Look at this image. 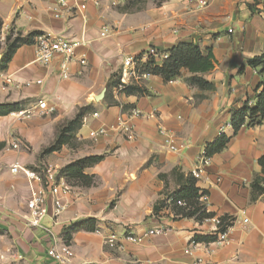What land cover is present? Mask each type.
I'll list each match as a JSON object with an SVG mask.
<instances>
[{"label": "crops", "instance_id": "0c3cea01", "mask_svg": "<svg viewBox=\"0 0 264 264\" xmlns=\"http://www.w3.org/2000/svg\"><path fill=\"white\" fill-rule=\"evenodd\" d=\"M75 1L81 0L69 4ZM208 1L203 10L194 0L160 5L145 0L131 10H123L127 0H99L97 7L88 1L84 11H65L57 19L49 9L53 0H0L1 59L7 30L23 38L39 32L84 44L75 50L67 79L60 76L58 58L47 66L39 64L33 45L18 47L0 72V104H25L23 111H29L45 100L54 109L29 118L0 117V264L19 259L23 264H58L47 256L51 242L44 230L30 228L24 220L27 181L10 167L16 162L32 171L51 168L60 176L72 162L94 156L102 160L84 174L94 176L95 185H72L61 215L42 222L60 244L71 247L73 256L66 264H192L196 259L264 264V171L259 164L264 159V119L258 126L243 127L222 152L209 157L205 175L212 182L219 177L218 186L195 180L196 188L208 194L207 213L229 223V244L212 246L210 256L199 248L188 250L193 237H212L214 224L180 217L171 204L181 186L179 176L190 175L207 144L221 134L232 136L231 111L247 101L254 105L261 79L248 62L264 53V0ZM178 44L211 53L213 68L201 77L212 89L190 86L189 73L182 71L174 82L149 75L131 85L144 89L145 95L114 93L124 58L143 63L150 48L166 53ZM80 108L85 111L75 145H63L41 158L42 149L55 141L57 128L73 120ZM131 109L155 114L133 121V140L111 131L93 139L99 128H109ZM158 126L172 130L187 146L180 153L166 151ZM15 141L18 150L10 149ZM159 227L166 233L142 244L123 242L121 250L104 241L110 234L138 235Z\"/></svg>", "mask_w": 264, "mask_h": 264}, {"label": "built area", "instance_id": "2783aa9c", "mask_svg": "<svg viewBox=\"0 0 264 264\" xmlns=\"http://www.w3.org/2000/svg\"><path fill=\"white\" fill-rule=\"evenodd\" d=\"M90 1L94 6H99V0H81L80 2H73L72 6L69 4V0H53V4L50 6V11L55 18H60L62 12H72L74 10L84 11L86 9V3ZM196 8L198 10H203L209 6L208 0H194ZM231 33V30H229ZM107 31L104 30L101 33L102 37H105ZM33 47L35 49L36 60L39 64L43 66L49 65L54 59L59 60V72L62 79H67L69 77V66L71 62L75 61V50L79 46L84 44L80 41H68L63 38L53 37L50 34L40 35L34 38ZM151 56L154 58L155 63L164 62L168 54L158 53L155 49L150 48L144 54L143 58ZM138 61L142 63V59L137 60L133 57L124 58L122 61L121 70L117 78L116 84L113 88L114 93H123L126 88L135 82L146 79L148 74H141L137 71ZM80 65H85L83 59L78 60ZM250 107L253 103L248 104ZM54 109L47 105L45 100H39L36 106L29 111H20L17 114L21 117L29 118L33 114L45 115L47 113L53 112ZM94 118L98 117L97 114L93 115ZM155 117L154 112L150 114H143L137 109H131L126 112L120 113L114 121L112 126L99 128L93 136L96 140L98 137L105 135L108 132H118L123 134V136L131 141L134 139V126L133 121L136 119H151ZM85 121V120H84ZM157 132L162 139V145L164 149L171 153H180L187 144L185 142H180L177 136L172 130L166 129L162 126H158ZM10 149L18 150L20 149V143L15 141L10 144ZM210 164V158L207 156L205 149H202L199 155L198 162L194 166L193 170L190 172V176L196 180H203L212 186H218L220 183V178L217 177L212 182L208 176L205 175V168ZM12 174L22 173L27 181L28 187V198L25 203L26 216L24 218L26 224L30 228H39L44 230L48 236V240L51 242L47 249V256L51 258L55 263L66 264L68 263L72 256V249L69 245L60 244L57 237L54 235L52 230L47 229L42 225V222L49 218L51 221L61 215L65 210L64 199L73 192V187L69 185L65 178L58 175V172L48 168L43 172L38 173L32 170L21 168L19 163H14L10 167ZM208 200V194L205 190H200L199 192V202L205 207ZM49 202H51V209L49 208ZM176 205L179 207H184L185 203L182 201H177ZM214 224L215 230L212 234V240L208 242H195L193 239L189 241L188 250L192 249H202L206 256H210L212 246H224L229 244L230 240L228 238L229 223L225 225L221 218H211L207 219ZM227 223V222H226ZM166 229L163 227L145 230L144 232L135 235L132 233H124L121 236L116 234H110L104 239L106 244L113 245L117 249L121 250L123 242H129L133 244H142L145 240L153 236H161L166 233ZM96 233L99 234L98 231ZM192 264H207L201 259H196Z\"/></svg>", "mask_w": 264, "mask_h": 264}, {"label": "trees", "instance_id": "16d2710c", "mask_svg": "<svg viewBox=\"0 0 264 264\" xmlns=\"http://www.w3.org/2000/svg\"><path fill=\"white\" fill-rule=\"evenodd\" d=\"M143 1L145 0H127L123 10H131L136 4ZM153 1L156 5H160L165 0ZM40 35L39 32H32L23 38L17 34V37L12 42V45L14 46L10 45V51H7L0 60V72L6 69L10 55L18 47L21 45H32L34 38ZM166 53L168 54V57L161 66H158L155 63L154 58L148 56L143 63L138 61L137 71L141 74L145 73L152 76H158L162 78L165 83L174 82L180 79L182 71H186L190 75L186 79V82L190 86H196L200 89H212V85L207 83L201 77V75L207 73L213 68L212 55L210 52H207L204 55L201 50L193 44H178L169 49ZM248 64L252 69L257 71L261 78L258 84L255 103L250 107L247 101L240 110L231 111L230 124L233 134L230 137L221 134L212 143L207 144L205 151L209 157L222 152L228 146L232 138L236 136L243 127L248 128L258 126L264 119V53L251 59ZM123 93L140 95L147 94L144 89L131 85L126 88ZM20 111H23V107L20 104H0V117L8 116ZM84 111L83 108L78 109L74 119L67 122V126L58 131L55 141L49 148H47V153L57 151L63 145L68 144V141L72 136L69 137L66 133H75L80 128L81 118ZM3 147L4 144L0 143V150ZM101 160L102 157L98 156L82 158L67 165L59 172V174L64 177L66 182L71 186L78 185L85 188L91 187L95 185V178L94 176L85 175L84 170L99 163ZM259 164L264 171V159H260ZM179 181L181 185L180 189L174 194L171 200L173 209L176 210V215L183 218H193L198 222L213 218V215L207 213L205 207L199 202L200 190L195 186L196 181L190 175H187L186 177L180 175ZM177 201L184 202L185 206H177ZM222 222L225 223V225H228L226 219L223 218ZM85 223L86 222L74 225L72 229H77ZM192 239L195 242H208L212 240V237L195 236Z\"/></svg>", "mask_w": 264, "mask_h": 264}, {"label": "rangeland", "instance_id": "374dc122", "mask_svg": "<svg viewBox=\"0 0 264 264\" xmlns=\"http://www.w3.org/2000/svg\"><path fill=\"white\" fill-rule=\"evenodd\" d=\"M8 34L6 35L4 41H3V45L1 46L2 48V53H6L7 51H10V45L11 46H14L12 45V42L15 40V38L17 37V34H15V32H12L11 30H7ZM25 104H22V106L24 107ZM78 112V110H77ZM69 122V121H68ZM65 126H67V122H64V123H61V125L57 128V134H58V131L61 130L62 128H64ZM75 133H72V132H68L66 133L67 136H72L70 138V140L68 141V144H66V146H69V147H72L75 145V140H74V135ZM57 136V135H56ZM21 148V147H20ZM47 147L43 148L41 153H40V157L43 158L45 156H47ZM34 171L38 172V173H41L42 171V168H35L33 169ZM19 263H15V264H23V261L21 259H19Z\"/></svg>", "mask_w": 264, "mask_h": 264}, {"label": "water", "instance_id": "95a60500", "mask_svg": "<svg viewBox=\"0 0 264 264\" xmlns=\"http://www.w3.org/2000/svg\"><path fill=\"white\" fill-rule=\"evenodd\" d=\"M0 59H1V55H0ZM105 90H103L102 92H100L97 96L94 97V100L96 102L102 100L103 96H104Z\"/></svg>", "mask_w": 264, "mask_h": 264}]
</instances>
